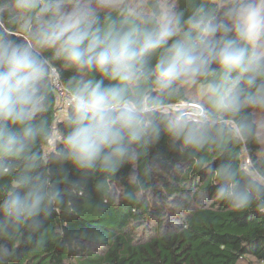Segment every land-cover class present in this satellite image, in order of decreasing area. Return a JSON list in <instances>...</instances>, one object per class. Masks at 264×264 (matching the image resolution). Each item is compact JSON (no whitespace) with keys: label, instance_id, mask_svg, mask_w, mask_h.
I'll return each mask as SVG.
<instances>
[{"label":"trees","instance_id":"16d2710c","mask_svg":"<svg viewBox=\"0 0 264 264\" xmlns=\"http://www.w3.org/2000/svg\"><path fill=\"white\" fill-rule=\"evenodd\" d=\"M243 2L255 5L254 0H34V7L21 11L17 0H0V42L31 46L46 68L42 105L29 121L35 138L21 154H0V204L13 190L36 189L45 200L34 216L17 219L0 211V264H264V154L257 120L264 116V53L236 36L235 12ZM78 17L95 21L101 31L111 26L138 39L165 25L177 29L145 57L143 77L128 86L129 98L141 104L158 135L129 145L107 167L99 162L78 167L64 154V137L71 90L89 80L106 87L116 82L79 69L57 55L59 46L44 47L37 39L49 24ZM194 20L218 26L217 47L232 40L245 48L248 70L234 71L225 81L224 69L199 40L203 25ZM186 34L196 38L208 67L161 90L152 70ZM195 83L208 89L199 119L173 108L197 101L189 98ZM216 86L237 97L238 106L219 108ZM173 122L194 129L196 142L174 138L167 130ZM226 172L249 193L246 206L235 208L217 197Z\"/></svg>","mask_w":264,"mask_h":264},{"label":"clouds","instance_id":"9594fccd","mask_svg":"<svg viewBox=\"0 0 264 264\" xmlns=\"http://www.w3.org/2000/svg\"><path fill=\"white\" fill-rule=\"evenodd\" d=\"M35 6L34 0H17V9ZM233 13H229L232 15ZM95 21L78 17L64 24H49L38 33V43L44 47H58L57 55L79 69L95 70L115 81L105 86L102 80L78 83L70 94V111L66 119L69 131L64 137V154L80 168H93L97 162L107 167L113 157L123 156L128 146L149 134L158 135L159 129L146 122V113L138 101L128 96V86L144 75L145 57L164 46L176 34V28L165 25L157 32H145L142 39L131 33H119L111 26L101 31L93 27ZM203 33L199 40L211 57L224 69V80L237 70L247 71L249 56L245 48L232 40L217 47L214 42L218 26L211 22L194 20ZM236 36L249 44L264 33V6L250 2L241 3L235 12ZM209 60L204 50H198L196 38L186 34L166 49L152 70L156 86L165 90L176 81L201 74ZM46 68L31 46L11 41L0 42V154L16 155L25 151L27 142L35 138L37 130L29 121L42 105L41 88ZM248 84L254 83L253 78ZM214 103L219 108H235V96L213 89ZM11 125L22 126L14 131ZM174 138H184L185 143L197 140L194 129L185 130L180 122L168 125ZM224 183L217 189V197L233 207L248 204L250 196L225 173ZM22 184V181H18ZM45 200L43 192L31 189L26 193L13 190L0 204V211L19 219L34 216Z\"/></svg>","mask_w":264,"mask_h":264},{"label":"rangeland","instance_id":"374dc122","mask_svg":"<svg viewBox=\"0 0 264 264\" xmlns=\"http://www.w3.org/2000/svg\"><path fill=\"white\" fill-rule=\"evenodd\" d=\"M255 5H261L264 6V0H254ZM255 46V50H257L260 53H264V33H262L254 43H252ZM55 86L58 87V92L62 94V97L67 96L65 92L62 91L60 84H57L56 80L54 82ZM208 91L207 88L205 90H202L201 88L198 87V84L195 83L194 89H191L189 98L190 99H197V101H193L192 103H181L176 106H173L174 109L178 110H184V114L192 117V118H197L199 119L200 117H204L205 111L202 107V104L200 103V100L203 96L204 93ZM199 100V101H198ZM260 122L261 125V138H262V152L264 154V116H259L257 119ZM245 264V263H244Z\"/></svg>","mask_w":264,"mask_h":264},{"label":"built area","instance_id":"2783aa9c","mask_svg":"<svg viewBox=\"0 0 264 264\" xmlns=\"http://www.w3.org/2000/svg\"><path fill=\"white\" fill-rule=\"evenodd\" d=\"M63 91V90H62ZM63 92H65V91H63ZM205 116V115H204ZM196 119V118H195Z\"/></svg>","mask_w":264,"mask_h":264}]
</instances>
